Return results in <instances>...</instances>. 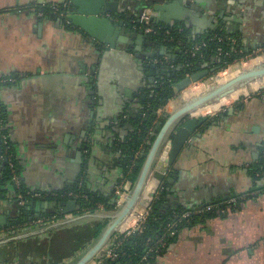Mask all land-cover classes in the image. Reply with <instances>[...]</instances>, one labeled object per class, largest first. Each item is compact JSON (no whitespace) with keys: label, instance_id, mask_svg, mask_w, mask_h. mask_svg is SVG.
<instances>
[{"label":"crops","instance_id":"crops-1","mask_svg":"<svg viewBox=\"0 0 264 264\" xmlns=\"http://www.w3.org/2000/svg\"><path fill=\"white\" fill-rule=\"evenodd\" d=\"M65 1L0 0V83L10 80L0 84L4 123L20 182L30 192L58 193L81 182L112 201L121 186L132 185L123 177L116 142L132 130L124 113L138 108L131 100L148 81V69L139 67L155 64L157 57L168 58L151 59L146 56L151 47L137 46L133 38L120 34L114 41L120 48L105 52L80 29L59 23V15L44 17L42 8H57ZM109 1L118 2V13L104 15L115 23L124 20L130 33L137 32L139 10L149 8L144 3L150 0ZM172 1L174 6L155 2L168 21L183 23L191 32L204 28L203 34L218 24L242 51L264 46V0H168ZM239 98L192 115L206 116L207 121L190 134L165 174L170 179L164 181L166 207L198 211L208 202L250 193L254 182L247 167L264 148V91ZM184 101L174 94L158 115L168 116ZM95 213L111 214L104 209ZM86 214L1 246L12 245L29 264L38 259L58 264L68 255L78 256L89 244L82 232L102 219ZM74 216L64 215L58 222ZM132 225L130 216L119 231ZM156 264H264V194L246 200L225 217L182 230Z\"/></svg>","mask_w":264,"mask_h":264},{"label":"trees","instance_id":"trees-1","mask_svg":"<svg viewBox=\"0 0 264 264\" xmlns=\"http://www.w3.org/2000/svg\"><path fill=\"white\" fill-rule=\"evenodd\" d=\"M69 10H71V5L63 9L62 4L59 5L57 12L49 7L41 9L44 17H54L59 15L61 11H65V15H59V18L64 25L72 28L66 15ZM153 25L161 27V31L159 35H153L150 38L159 44L167 45L171 52L176 54V58L165 60L168 62L167 67H169L167 74L156 73L154 82H146L145 86L139 90L138 95H135L138 99V108H134L136 111L130 109L124 113L125 123L129 124L132 130L124 139L116 142V149L121 155L123 177L131 184L136 180L150 145L165 121L158 115V111L174 96V85L186 73L205 69V64L216 68V71H220L227 68L235 60L246 56L237 42L224 30H210L202 35H193L183 23L176 22L174 26H167L153 21ZM164 31H168L169 34H164ZM163 39L166 41L163 42ZM195 47H198L197 50ZM156 59L159 61L156 65L157 71L161 65L166 66L165 63H161V60H164L163 57ZM3 112V106L0 104V119L4 121ZM9 155L13 169L18 173L19 167L12 147H10ZM247 169L254 182L250 193H247L245 197L233 194L230 196V198L235 199L233 203H227L228 199L208 202L202 208L209 206L210 210L203 209L201 212L182 206L166 207L167 185L165 182L162 183L148 208L149 214L141 230L132 232L127 236L116 235V238L112 239L111 248L117 257L114 260H104L101 264H156L157 260L165 255L170 246L176 242L178 234L182 230L191 229L197 224L214 218L225 217L228 213L239 210L240 205L246 200L264 194V148L260 158L251 163ZM11 179V168L8 163L3 162L0 164V200L11 201L20 209L19 215H13L12 221L3 228L10 229L11 235L18 230L38 226L37 220H42L43 224L46 225L50 220L64 216L61 212L42 213L36 212L34 208L26 209L27 203L43 200V197H32V193L21 182L19 186H16L11 182ZM261 182L262 185H259ZM80 183L77 182L72 188L58 192L56 196L47 197L45 200L65 202L77 197L80 208L73 212V215L95 213L100 209L108 212L116 210L114 202L97 192L86 189ZM255 191L258 193L251 194ZM19 196L25 200V204H19L21 199ZM186 212H189L190 215L183 218L182 215ZM172 225L173 227L170 228ZM104 226L102 220L93 222V225L82 232L83 240L88 243L91 242Z\"/></svg>","mask_w":264,"mask_h":264},{"label":"water","instance_id":"water-1","mask_svg":"<svg viewBox=\"0 0 264 264\" xmlns=\"http://www.w3.org/2000/svg\"><path fill=\"white\" fill-rule=\"evenodd\" d=\"M155 2L164 4L168 3V6H174L176 1L169 3L168 0H150L147 3H144L145 7H149L152 10V20L158 24L160 23L167 26H174L175 21H168L165 19L164 16L160 14L162 10L164 12V9L155 5ZM70 4L71 10H69L67 14V19L71 26L86 33L98 44H102L105 52H108L111 48H120V46H115L114 44L115 38L120 34L123 36L128 35L133 38V43L137 46L145 45L146 47H151V53L146 52V56L151 59L155 56H164L168 59L176 58V54L172 53L167 45L160 47L156 41L138 31L130 33V30L126 26L124 20H120L118 23H115L112 17L105 16L104 13H118L117 1L70 0ZM141 12L142 10H139V13ZM58 22L61 23V20L58 19ZM217 26L220 27L218 24H213L210 26L209 30L215 31L218 29ZM205 30L206 29L204 28L202 30H196L195 32H192V34L202 35ZM139 59H144V57H140ZM138 63L141 65L142 61L139 60ZM144 67L148 69L146 72L148 77L147 82L151 83L154 82V75L156 73L160 72L161 74H167L168 72L165 67H161L157 71L156 64H146L143 67H139V69L144 70ZM204 67H208V64H205ZM214 71H216V68H210L184 76L174 85V89L176 91H181L188 85L200 80L207 74L213 73ZM262 77H264V62L241 71L234 78L229 79L220 85L211 86L208 91L200 95H196L185 100L174 112L169 114L151 143L137 178L124 197L122 203L114 212H111V214H88V216L94 215L93 217L99 219H107V222L96 238H94L78 256L67 264H88L94 258L102 256L111 246L112 237L119 232L121 226L131 216L133 211L137 207L143 209L149 208L162 183H164V181H170L169 178H165V174L174 158L179 153L181 147L186 142L190 134L207 121L206 116L193 117V114L202 108L216 104L222 99H226L236 90L245 88L248 84ZM144 86L145 84L142 87ZM136 94L138 95L137 92ZM131 102L133 104H137V97L135 96ZM117 197L118 196H115L112 199V202H115ZM9 207H12V211H0V229H3L10 223V221H12L13 215H19L20 213V209L15 203L9 204ZM29 208H34L36 212H61L63 215H67L79 210L80 206L78 198L74 197L65 202L57 200L29 202L26 205V209ZM86 216L87 214L75 215L74 218L70 220L55 222L37 230L25 231L24 233L13 234L11 236L1 238L0 246L15 242L30 235L47 232L53 228L70 224L71 222L78 221Z\"/></svg>","mask_w":264,"mask_h":264},{"label":"rangeland","instance_id":"rangeland-1","mask_svg":"<svg viewBox=\"0 0 264 264\" xmlns=\"http://www.w3.org/2000/svg\"><path fill=\"white\" fill-rule=\"evenodd\" d=\"M244 52L246 53V56L242 57L241 59L235 60L227 68H225L223 70H220V71H214L213 73H209L206 76H204L203 78H201L200 80H198V81H196V82L188 85L187 87H185L181 91H176L174 89L175 90L176 97L179 100L180 99L186 100L187 97H192V96L200 95V94L208 91V89L211 86L220 85V84L228 81V79L232 78L233 76L235 77L241 71H243L245 69H248L249 67H251V66H253L255 64H259V63L264 62V46H262L261 48H258V49H254V50H252L249 53L246 50H244ZM204 68L205 69H210L211 66L210 67H207V68L204 67ZM195 72H200V71H195ZM192 73H194V72H192ZM258 80H261V79H258ZM252 83L248 84L245 88H242L247 93H246L245 96L240 97L239 100H241L243 98H246V97H248L250 95H255L256 93H259L261 91H264V88H263L264 85L259 86L257 88H252L251 87V84ZM260 83L261 82L258 81V85ZM260 88H263V89H260ZM255 90H258V91H255ZM233 101H231V102H229L227 104H231ZM227 104H225V105H227ZM162 118L166 119L167 118L166 114H164ZM120 189L121 190L118 191L117 196H119L120 194H122L124 192L127 193L130 190L128 188H124L123 186H121ZM117 199H118V197H117ZM11 203H12L11 201H7V200H2L1 199L0 200V211L7 210V208L9 207V204H11ZM58 220H62V219L59 218L57 220H54V223L55 222H58ZM106 222H107V219H102V223L103 224H106ZM9 230L10 229L0 230V239L1 238H4V237H7L9 235L11 236L10 233H12V231H9ZM19 232L20 231L18 230V231L15 232V234H19ZM116 235H117V233L112 237V239ZM89 244H90V242H89ZM76 246L77 247H80V242L79 241H77ZM87 246H85L83 248V250ZM75 249H77V248H75ZM75 251H79V250H75ZM75 257L76 256H74V255H68L66 258L61 259V261L58 264H67L70 261H72V259H74ZM24 260H25V258H23V256H20V253L18 255V253L13 249L12 245L11 246L7 245L6 247L0 246V264H29L28 261H24ZM40 261H42V260L41 259H38V261L36 263L37 264H55V263H52L53 260H51L49 263H47V262L44 263V262H40Z\"/></svg>","mask_w":264,"mask_h":264},{"label":"built area","instance_id":"built-area-1","mask_svg":"<svg viewBox=\"0 0 264 264\" xmlns=\"http://www.w3.org/2000/svg\"><path fill=\"white\" fill-rule=\"evenodd\" d=\"M68 6V0H66L63 5L62 8H66ZM54 10V12L58 11V7H54L52 8ZM68 13H66L67 15ZM59 15H65V11H61V13H59ZM134 28L138 31L141 32L149 37L153 36V35H159L160 31H161V27H155L153 25V20L151 18V10L149 8H145L142 10L141 14L139 15L138 20L135 22L134 24ZM164 34L168 35L169 32L168 31H164ZM166 40L163 39V42H165ZM198 47H195V50H197ZM167 61V60H166ZM165 59L161 60V63H165V65H168V62H166ZM159 61H157L155 64L157 65ZM166 66H162L161 67H165L167 70L169 69V67ZM160 67V68H161ZM171 68V67H170ZM191 73V72H190ZM190 73H186L184 76L190 75ZM2 83H7L8 81H10L9 79H3L1 80ZM264 88V87H263ZM260 88V89H263ZM259 89V90H260ZM258 91V90H255ZM254 91V92H255ZM257 94V93H256ZM0 143H1V151H0V164L4 163H8L9 167L11 168V174H12V179L11 182L16 185L19 186L20 184V179H19V175L18 173H16V171L13 169V163L10 160L11 156L9 155V151H10V139H9V134L7 132V129L5 127V123L2 119H0ZM32 197H43V198H47L50 196H56L57 193H51V194H43V193H38V192H31ZM128 193V192H127ZM126 192L120 194L118 196V199H116L115 201V205L116 208L122 203L124 197L127 194ZM19 198H21L19 196ZM233 203L235 202L234 198H228L227 203ZM20 205L25 204V200L24 199H20L19 202ZM203 209L205 210H210V207L207 206L205 208H202L200 210H198L197 212H201ZM149 214L148 209H140L139 211H133V213L131 214V217L133 219V225L130 226L129 228H127L124 231H119L117 233V235H124L127 236L132 232L135 231H140L142 228L143 223L145 222L147 216ZM190 215L189 212H186L182 215L183 218L188 217ZM51 221V220H50ZM37 225H44L42 220H37L36 221ZM173 227L170 226V228ZM116 238V236L114 237ZM117 257V254L114 252V250L111 248V246L105 251V253L102 256H98L96 258H94L90 263L88 264H101L104 260H114Z\"/></svg>","mask_w":264,"mask_h":264},{"label":"bare ground","instance_id":"bare-ground-1","mask_svg":"<svg viewBox=\"0 0 264 264\" xmlns=\"http://www.w3.org/2000/svg\"><path fill=\"white\" fill-rule=\"evenodd\" d=\"M256 65V64H255ZM254 66V65H253ZM252 67V66H251ZM250 68V67H249ZM232 78H234V76L232 77ZM232 78H230V79H232ZM261 80H255V82H253L252 84H251V87L252 88H257V87H259V86H262V85H264V77H262V78H260ZM229 80V79H228ZM258 81L259 82H261L259 85H258ZM240 93H242V94H244L245 93V91H244V89H238V90H236L235 92H233L229 97H227L226 99H222V100H220L218 103H216V104H213V105H211V106H213V108H217V107H220V106H222V105H225V104H227V103H229V102H231V101H233V100H235L236 98L238 99L239 97V94ZM247 93V92H246ZM246 93H245V95H246ZM130 218V217H129ZM128 218V219H129Z\"/></svg>","mask_w":264,"mask_h":264},{"label":"flooded vegetation","instance_id":"flooded-vegetation-1","mask_svg":"<svg viewBox=\"0 0 264 264\" xmlns=\"http://www.w3.org/2000/svg\"><path fill=\"white\" fill-rule=\"evenodd\" d=\"M208 67H210V66H208ZM207 68V67H206ZM212 68V67H211ZM214 68V67H213ZM205 70V69H204ZM203 71V70H202ZM201 72V71H200ZM43 199H46V198H43Z\"/></svg>","mask_w":264,"mask_h":264}]
</instances>
